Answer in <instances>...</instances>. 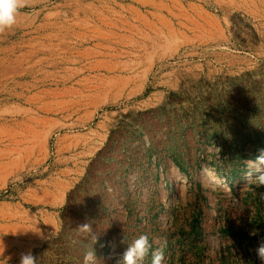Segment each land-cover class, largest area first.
<instances>
[{"label":"rangeland","instance_id":"1","mask_svg":"<svg viewBox=\"0 0 264 264\" xmlns=\"http://www.w3.org/2000/svg\"><path fill=\"white\" fill-rule=\"evenodd\" d=\"M261 148L264 0H27L0 33V264H116L140 235L142 264H260Z\"/></svg>","mask_w":264,"mask_h":264},{"label":"clouds","instance_id":"2","mask_svg":"<svg viewBox=\"0 0 264 264\" xmlns=\"http://www.w3.org/2000/svg\"><path fill=\"white\" fill-rule=\"evenodd\" d=\"M27 0H0V33L12 28L16 24L17 14L20 9L25 7ZM246 167L249 169L247 179H252V170L259 173L255 178L259 187H264V148L258 149L257 154L252 159L245 160ZM261 200H264V192L259 193ZM79 231L92 235L93 243L97 237L92 234L91 223H84L79 226ZM255 235L256 233H251ZM151 244L147 235H140L134 242L129 244L119 256L116 264H142L145 257L149 254ZM256 256L260 264H264V237L260 239L259 246L256 248ZM164 254L161 249L152 252L151 264H162ZM97 257L93 247L84 254L83 264H96ZM19 264H37L36 257L29 251L21 253Z\"/></svg>","mask_w":264,"mask_h":264},{"label":"bare ground","instance_id":"3","mask_svg":"<svg viewBox=\"0 0 264 264\" xmlns=\"http://www.w3.org/2000/svg\"><path fill=\"white\" fill-rule=\"evenodd\" d=\"M200 180L201 181H206V182H209V183H216L218 186L227 185L225 179H219L213 172H210V171L201 173Z\"/></svg>","mask_w":264,"mask_h":264}]
</instances>
